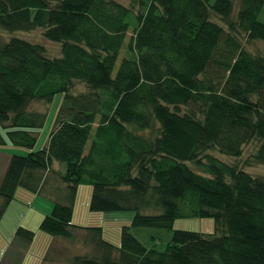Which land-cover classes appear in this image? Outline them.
Here are the masks:
<instances>
[{"label":"trees","instance_id":"16d2710c","mask_svg":"<svg viewBox=\"0 0 264 264\" xmlns=\"http://www.w3.org/2000/svg\"><path fill=\"white\" fill-rule=\"evenodd\" d=\"M263 8L264 0H0V28H40L60 44L49 56L40 43L0 42V146L29 150L9 159L0 220L22 187L51 201L42 232L89 247L69 264H264V175L212 154L239 157L254 141L252 158L264 162V53L244 44L264 43ZM77 83L84 89L72 92ZM36 101L45 109L30 108ZM83 182L91 211L133 212L118 245L101 226L72 223ZM179 216L212 217L215 231L173 229ZM131 227L157 233L141 242ZM14 235L29 244L35 232L18 226Z\"/></svg>","mask_w":264,"mask_h":264},{"label":"rangeland","instance_id":"374dc122","mask_svg":"<svg viewBox=\"0 0 264 264\" xmlns=\"http://www.w3.org/2000/svg\"><path fill=\"white\" fill-rule=\"evenodd\" d=\"M117 1L127 6L136 2V0ZM259 18L264 22V8L262 9ZM13 37L42 44L49 56H57L60 54V44L45 39L40 28L30 31H8L0 28V42L7 41ZM244 44L245 47L252 52L259 51L264 53V43L261 41H244ZM83 89L84 85L77 83L75 84L72 92H78ZM62 98L63 93H57L52 102L49 103L45 123L43 127L39 129L38 138L33 149L37 150L44 146L48 133L53 126L55 115L59 105L61 104ZM30 108L33 110H43L45 109V105L36 101L32 104V106H30ZM3 149L5 148H1L0 151H3ZM10 149L12 153H15V149L18 150V153L22 154H26L29 151L26 148L18 146H11ZM256 149L257 143L252 141L244 146L243 152L239 157L228 156L218 153L217 151H212V154L216 155L228 164H235L244 168L252 175H264V162L259 163L254 161L252 158ZM54 178L55 177L52 176L48 179L47 184H44L43 190H45V188L47 190L48 187L53 188L55 186ZM91 191L92 187L89 183L83 182L79 184L74 201L72 223L83 226H102L103 238L118 245L121 226L122 224H126L124 223V220L127 219L128 221L132 218L133 212L128 210L113 212L91 211L88 207ZM36 196H39L37 198L39 200H35ZM46 199L48 200V198L43 196V194H37L22 187H18L16 189L14 198L10 202L0 220V249L7 248L6 256H8V258L12 261L10 264H69L70 259L74 254H84L89 251V247L82 244L79 239H77L76 242L61 237L56 238L55 240L53 236H50L40 230V222L45 214H47L50 210V206L44 205ZM39 201L43 204H39ZM38 214L41 217H39ZM107 215H111V219H107ZM126 215L127 218H124ZM130 216L131 218H129ZM18 226H22L35 232L34 239L31 243L26 244V241L19 237L14 238V241L11 243L12 238L9 236L15 232V229ZM172 228L201 232H214L215 221L212 217L179 216L173 220ZM130 232L141 242H146L149 234L153 232L157 233L156 230L149 227H131ZM159 233L165 239L169 236V231H161ZM78 235V238H83L82 232H79ZM58 239H60V242H58ZM53 240L54 242L52 244ZM0 255H2V250H0ZM2 264L5 263L3 262Z\"/></svg>","mask_w":264,"mask_h":264},{"label":"crops","instance_id":"0c3cea01","mask_svg":"<svg viewBox=\"0 0 264 264\" xmlns=\"http://www.w3.org/2000/svg\"><path fill=\"white\" fill-rule=\"evenodd\" d=\"M12 146V145H11ZM10 145H5V146H3V147H0V149L1 148H5V149H3V151H0V183H1V180H2V178H3V174H4V172H5V169H6V167H7V164H8V162H9V159H10V157H11V155L13 154L12 153V151H11V149H10V147H11ZM15 153H18V150H16L15 149V151H14ZM60 167V165L56 162V163H53V165H52V169H54V170H59V171H61V168H59ZM39 196H36L35 197V200L38 198ZM37 200H39V199H37ZM40 202V201H39ZM50 203H51V201H49V200H47L46 199V202L44 203V205L45 206H50ZM10 204V203H9ZM39 204H43L42 202H40ZM9 206V205H8ZM7 206V207H8ZM7 209V208H6ZM39 215V214H38ZM26 217V216H25ZM24 217V218H25ZM39 217H41L40 215H39ZM124 218H127V215L126 216H124ZM129 218H131V216L129 217ZM128 218V219H129ZM107 219H111V215H107ZM114 219V218H113ZM115 221V220H114ZM130 221H131V219L130 220H128L127 221V219L126 220H124V223H126V224H129L130 223ZM23 223V222H22ZM123 223V222H122ZM126 224H122V225H126ZM27 227H30V226H27ZM102 227V226H101ZM102 234H103V227H102ZM10 238H12L11 240V243L14 241V238H16L15 237V235H14V232H13V234L12 235H10L9 236ZM55 238V240H56V238H59V237H54ZM119 238H120V236H119ZM59 241L58 242H60V239H58ZM53 242H54V240L52 241V244H53ZM26 246V245H25ZM0 250H2V255H0V264H2L3 262L5 263V264H10V263H12V261L8 258V256H6V253H7V248L5 249H0Z\"/></svg>","mask_w":264,"mask_h":264}]
</instances>
